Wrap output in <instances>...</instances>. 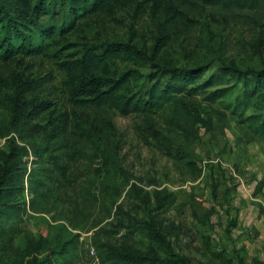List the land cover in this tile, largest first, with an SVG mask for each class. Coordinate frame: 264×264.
Listing matches in <instances>:
<instances>
[{"label": "rangeland", "instance_id": "rangeland-1", "mask_svg": "<svg viewBox=\"0 0 264 264\" xmlns=\"http://www.w3.org/2000/svg\"><path fill=\"white\" fill-rule=\"evenodd\" d=\"M92 1L47 0L29 22L41 52L0 57V170L26 168L18 257L39 262L72 241L76 264H107L105 245L192 264H222L220 251L264 264V83L254 77L264 68V5L106 0L109 12ZM110 42L130 51L91 66L123 76L132 99L169 78L158 79L163 67L205 70L180 80L181 92L157 89L145 110L82 104L67 66ZM150 223L162 240L145 232Z\"/></svg>", "mask_w": 264, "mask_h": 264}, {"label": "trees", "instance_id": "trees-1", "mask_svg": "<svg viewBox=\"0 0 264 264\" xmlns=\"http://www.w3.org/2000/svg\"><path fill=\"white\" fill-rule=\"evenodd\" d=\"M53 0H50V3ZM106 0H93L90 7L91 10H108L105 4ZM208 3L218 4L221 3L229 9H243L245 7H254L256 5H264V0H205ZM122 2L115 0V3ZM168 5L172 6L175 0H167ZM85 7V6H84ZM49 9L47 0H37L34 5H31L30 0H0V57L8 59L17 53L34 54L41 52V45L32 36L30 30L32 26L29 22H36L37 19L45 11ZM129 52L130 48L121 42H110L104 46L102 51H91L87 59L84 61L70 64L68 69V87L71 97L78 102L85 104L86 102H93L94 104H110L120 111L127 112L130 109L152 108L157 102L155 94L157 89L167 92L169 95L172 92H181L182 84L180 80L189 81L198 75L202 74L205 70L204 65H197L188 69L179 67L167 66L162 68L158 79L164 75L169 78L154 89L148 98L138 97L132 99L121 88L124 87L122 77H114L108 73H97L95 68L91 66L94 62L99 65L101 62H106V58L113 55H119L122 52ZM101 54H100V53ZM95 55V58H92ZM93 59V60H91ZM230 71L240 74L241 70L234 66H225ZM254 77L257 84L264 83V68L254 72ZM163 86V87H162ZM132 104V106H130ZM45 108V105L42 109ZM186 119H183V125L186 124ZM185 121V122H184ZM70 122H68L69 124ZM67 118L61 119L58 128L61 132H66L68 125ZM71 124V123H70ZM22 168V171L20 170ZM26 168L18 165H5L0 170V252L9 251L7 258H2L0 255V264H76L77 262V246L72 241H67L60 246L55 252V256L48 254L39 262L32 263L26 257H18V248L14 244V236L16 229L19 227L21 211L24 205L18 200L16 196L17 188L24 187V176ZM264 186V178L259 180L256 184V189H261ZM35 188L38 183H35ZM263 212V209L262 211ZM145 232L148 236L162 240V234L157 230L156 226L151 223L145 225ZM78 235L76 234L74 240L77 242ZM99 255L103 262L107 264H192L189 260L177 253H168L159 255L157 253L149 254L144 252H132L105 245L99 248ZM217 257L222 264H246L245 259L240 257L239 262L236 263L224 251L217 253Z\"/></svg>", "mask_w": 264, "mask_h": 264}, {"label": "built area", "instance_id": "built-area-1", "mask_svg": "<svg viewBox=\"0 0 264 264\" xmlns=\"http://www.w3.org/2000/svg\"><path fill=\"white\" fill-rule=\"evenodd\" d=\"M95 250L92 248V252H94Z\"/></svg>", "mask_w": 264, "mask_h": 264}]
</instances>
